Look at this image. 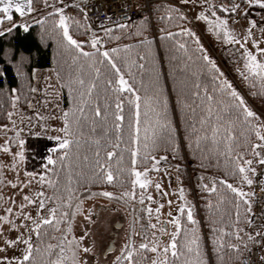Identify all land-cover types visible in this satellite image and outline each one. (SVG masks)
Here are the masks:
<instances>
[{
  "label": "trees",
  "instance_id": "1",
  "mask_svg": "<svg viewBox=\"0 0 264 264\" xmlns=\"http://www.w3.org/2000/svg\"><path fill=\"white\" fill-rule=\"evenodd\" d=\"M43 4L44 0H33L32 6ZM258 14H264V9L252 6L245 10L253 21H259ZM58 21L54 12L30 23L27 32L17 25L0 35V126L8 119L14 93L22 106L28 104L34 71L39 68L51 67L55 71L62 106L69 114L67 139L72 143L68 149L54 151L52 159L56 163L49 164L44 175L45 181L54 184L42 185L54 207L59 205L56 219L61 222L57 225L54 219L52 225L42 224L41 235L34 236L35 264H53L59 258L60 241L70 225L76 202L101 196L104 189H130V170L146 168L153 157L162 155L179 165L185 158L192 167L216 177L215 191L196 185L198 211L192 212L195 223L188 220L185 208L179 213L177 256L170 253L167 264H196L199 260L204 264H238L242 247L237 235L248 222L249 205L227 184L238 187L246 183L236 168L238 156L252 160L251 168L256 166L252 145L257 141L255 129L259 122L256 116L245 119L243 107L231 95L232 89L225 86L218 68L208 57L204 58L195 37L184 28L183 11L170 3H156L151 8V18L143 10V16L129 23L108 26L101 33L103 50L85 44L79 49L68 45L62 29L57 27ZM67 22L70 35L76 39L92 34L78 9ZM84 52L90 55H82ZM103 52H108L109 57H104ZM112 63L120 70L118 74ZM120 73L126 76L132 91L116 90L120 87ZM81 79L84 86L78 83ZM92 83L96 86L89 96L87 88ZM244 83L250 100L264 102V86L257 76L248 75ZM136 96L140 97L138 102ZM117 103L122 110H117ZM136 103L140 105L138 138L132 115ZM97 108L99 117L95 115ZM117 114L124 119L117 120ZM216 128L219 131L213 139ZM97 151L101 162L111 165L112 183L102 179L103 173L96 165ZM108 151L116 153L111 161L106 157ZM133 152L137 154L135 166L131 163ZM239 163L243 166V160ZM98 172L100 176L96 175ZM178 172L185 194L189 195L188 176L182 167ZM252 174L247 173L250 179ZM69 188L73 190L71 207L67 206ZM63 212L68 217L61 218ZM125 252L112 264H129ZM132 253V264H150L147 250Z\"/></svg>",
  "mask_w": 264,
  "mask_h": 264
},
{
  "label": "rangeland",
  "instance_id": "2",
  "mask_svg": "<svg viewBox=\"0 0 264 264\" xmlns=\"http://www.w3.org/2000/svg\"><path fill=\"white\" fill-rule=\"evenodd\" d=\"M74 2L75 0H44L43 6L36 8L38 9L36 14L44 18L55 12L60 17L57 9L62 8L63 15L69 18L77 11ZM173 2L170 4L183 11L186 20L184 28L193 34L206 57L215 64L224 81L232 86V91H236L244 100L246 107L255 113L259 122L258 127L264 135V102L250 100L243 89L244 81L247 80L245 76L250 75L245 68L246 52H252L259 61L264 62V56L259 53V49H264V14L257 15L259 21H255L256 26L252 27L250 22L253 20L245 15V10L249 7L247 0H189L186 4L183 0H173ZM234 4L240 5L235 12L222 10L231 9ZM200 15L205 16L206 19H198ZM83 18L85 19L84 16ZM18 21L20 22L17 23H25L26 19L20 18ZM221 21H226V24H221ZM85 22L92 34L81 39L72 36L73 39L80 45L91 47H93L92 41L98 40L99 43L93 48L103 50L101 33L106 27L94 28L86 19ZM5 25L3 24L0 30L4 29ZM255 45H258V48ZM120 76L127 81L123 73H120ZM127 84L129 86L128 81ZM33 89L26 106H22L18 96L13 94L9 111L11 117L8 115L6 123L0 126V147L6 146L10 149L8 153L0 151V165H3L0 167V216H7L10 221V223L0 221V233H3L0 237V247H5V239L12 240L21 234L23 238L31 234L33 242L35 234L30 233V229L35 225L32 220L23 219V215H31L35 220L41 217L50 218L48 209L54 207L42 188L43 183L40 182V177L45 175L48 168V158H53L54 151L60 149V141L55 138L67 139L65 133L59 131L65 127L66 111L62 106L61 86L53 68L35 69ZM20 141H23V145ZM261 143L264 142L257 138L256 144ZM256 151L260 152L259 157L254 156V161L258 163L264 158V148H258ZM20 152L24 155L22 161L17 155ZM161 157L167 159L160 160ZM156 160L160 161L156 165L159 171L151 170ZM180 167L184 168L188 176L189 195H186L183 189L184 185L178 172ZM145 169H149L148 178L152 181L146 190L139 186L133 187L131 184L128 190H102L112 193L113 198L96 195L76 202L73 208L74 215L70 221L71 230L69 231L68 226L60 241V251L61 248L64 251L60 253L58 259L63 256V264H74L73 253H75V264H112L125 250L127 255L128 251L141 250L140 245L145 243L149 245V249L153 246L157 247V252L144 249L150 255V264L153 260L167 261L171 250L165 254L163 249L172 241V234L177 231L176 226L170 221L173 217L178 218L181 206L187 211L190 208L192 212L194 210L197 213L196 185L200 184L203 189L211 190L216 177L192 167L185 158L183 164L179 165L164 155L153 159L150 166L136 170L143 172ZM26 173L33 175L29 176ZM134 178L132 176V180ZM156 184H160V190L155 187ZM236 188L247 193L252 192V185L247 183ZM180 189L184 190L183 199L180 198ZM38 192H43L44 197H37ZM25 195L37 203L28 204L23 199ZM148 196L152 199L149 200ZM250 197L251 195L248 197L249 204ZM142 198L143 203H141ZM39 199H44L46 202L43 210L38 209ZM21 205L24 207L21 208ZM8 208L12 209L11 213L7 211ZM148 208L153 209L151 215L147 211ZM157 208L160 209L159 213L155 211ZM151 225L156 227L153 228ZM161 227L165 229L164 232L160 231ZM238 235L240 239L237 243L242 247L241 255L252 245L258 242L264 243V228L253 224L250 211L248 222ZM249 236L253 239L250 240ZM68 241L73 243L69 245ZM111 243L114 248L108 251L107 248ZM24 248L25 245L20 243L5 252H0V257L7 256L11 264H16ZM84 248H89L91 251L84 252ZM208 259L211 260L210 254Z\"/></svg>",
  "mask_w": 264,
  "mask_h": 264
},
{
  "label": "snow or ice",
  "instance_id": "3",
  "mask_svg": "<svg viewBox=\"0 0 264 264\" xmlns=\"http://www.w3.org/2000/svg\"><path fill=\"white\" fill-rule=\"evenodd\" d=\"M183 2L186 4V3L189 2V0H183ZM247 2L249 4V7L258 6V7L262 8V9H264V0H247ZM32 3H33V0H0V14H2V16H0V25H3L5 21H10V22L13 21V15H12L13 11L15 13H18L21 17H23L26 14L25 9H27V13H31L34 10L32 8ZM239 8H240L239 4H234L231 9L223 8L222 10L223 11L235 12ZM57 11L60 13V17H59V21H58L57 27L62 29L63 38L67 41L68 45H71V46L79 49L81 47L80 44L77 42V40L73 39L72 35H70V32H69V25L67 23V20L69 18L63 15V9L62 8L57 9ZM213 15H215V13H213ZM198 19L203 20V19H206V17L203 16V15H200L198 17ZM250 23H251L252 27L256 26V22L255 21H251ZM221 24H226V21H221ZM21 26L23 27L25 32L28 31V26L27 25H21ZM14 27H17V25L15 23H13L7 29V31H9V32L12 31V29ZM249 31H250V29H249ZM3 34H4V32L0 31V35H3ZM230 39H231V37H230ZM97 43H99L98 40H93L92 41V46L95 47ZM255 46L258 48V45H255ZM181 47H183V45H181ZM113 51H116V50L113 49ZM259 53H260L261 56H264V49H259ZM82 55L89 56L90 53L84 52V53H82ZM102 55L104 57H109V53L108 52H103ZM246 56H247V62L245 63V68L248 70V72L250 74H253V75L257 76L261 80L262 86H264V62L259 61L257 59V56L252 54V52H246ZM204 58L208 59L206 56ZM109 62L111 63V61H109ZM111 66H112L113 69L116 70V72L118 74L120 70L116 67V64L112 63ZM245 79H248V77L245 76ZM78 83L81 86H84L85 81L81 79V80L78 81ZM108 83H112V81L109 80ZM118 83H119L120 87L116 89L117 91H120V92L132 91V89L130 87H128L127 81L123 78V76L119 77ZM224 83H225L226 87H228V88L232 87L226 81ZM95 86L96 85L94 83L90 84L88 86V88H87V93L86 94L90 96L91 93H92V90H93V88H95ZM33 91H35V89H33ZM81 95L83 96V95H85V93H81ZM231 95L239 101V106L243 107V112L245 114V119L255 117V113L252 112L251 110H249L245 106L244 100L237 94L236 91L233 90L231 92ZM135 99L138 102L140 100V97L136 96ZM139 107H140L139 103H136L135 104L136 111L132 114L133 118H134V123L136 125L135 126L136 138H138V133H139V126H138L139 125V115H140ZM116 108H117V110H122L121 104L117 103L116 104ZM80 110L83 111L82 108ZM64 115H65V118H67V116L69 114L65 113ZM95 115L97 117L101 116V112H100L99 108H97L95 110ZM9 117H11V113H9ZM104 118L106 119V117H104ZM116 119L117 120H123L124 117L122 115L117 114L116 115ZM116 127L119 128V125H116ZM59 131H63L66 136L70 134V128H69V126L67 124V121H66L65 127L63 129H60ZM218 131H219L218 128L213 129V139H215V135H216V133ZM255 136L260 141L264 142V135L261 134V131H260L259 127L255 129ZM55 139L60 141L59 148H61V149H68L70 144L72 143V141H70L68 139H61L60 137H56ZM228 139L231 140L232 137L229 136ZM20 143H21V145H23V141H20ZM95 143L97 145H99L100 142L97 140V141H95ZM258 148H264V143L252 145L253 155L257 156V157L260 156V152L256 151V149H258ZM0 151L8 153L10 151V149L8 147H6V146H3V147H0ZM228 151H229V153L232 152L231 146H229ZM17 155H18V157H19V159L21 161L24 159L23 152L17 153ZM66 155H67V153H65V156ZM95 155L98 158L96 160V165L98 166V168L101 169V171L103 173L102 179L105 182H107V183H112L113 180H114V175H113V172L111 170V165L110 164L105 165L104 163L101 162V160L99 159V156H100L99 151H97L95 153ZM136 155L137 154L135 152L132 153L133 159H132L131 163H132L133 166H135L136 163H137V160L135 159ZM114 156H116V153L113 152V151H108L106 153V157H107L108 161H111ZM61 159H64V157H61ZM85 159H87V157H85ZM119 159L122 161L123 158L120 157ZM152 159H155V158L153 157ZM165 159H167V158L166 157H161L160 158V160H165ZM240 160H243V166L239 163ZM258 162L261 165H264V158L260 159ZM55 163H56V161H54L51 157L48 158V164H55ZM159 163H160V161L156 160L155 163L152 165V169L151 170L159 171V169L156 167V165H158ZM252 163H253L252 160H246V159H243V157H239V156H238L237 162H236L237 170L241 174L243 181H245L248 185H251L253 183L252 179H250L249 176L247 175V173L249 171L255 172V169L250 167L252 165ZM0 167H3V165H0ZM130 171H131V175L135 177L132 180L133 187L139 186L141 189H145L146 190L147 187L152 183L151 179L148 178L149 169H145L143 172H141V171H137L135 169V167H133ZM26 174L29 175V176L33 175L32 173H26ZM96 175L100 176V173L98 172V173H96ZM40 182L41 183L47 182L49 184V186H53V184H54V182H52V181H45V177L44 176L40 177ZM12 186L16 187V185H12ZM155 187L158 190H160V188H161L160 184H156ZM227 187L233 193H235L241 200H243L244 204L249 205L248 211H251L248 197L250 195H254V193L244 192L241 189H238V188L234 187L232 184H227ZM212 190L215 191V188H213ZM72 191L73 190L71 188L68 189L69 196L67 198V202H68L67 206H69V207H71L70 201L72 199V195H71ZM183 192H184V190L180 189V198L181 199L184 198ZM93 195H96V194H93ZM99 195L104 196L106 198H113L112 193H110V192H102V193H99ZM125 195H130V193H125ZM36 196L37 197H44V193L43 192H38V193H36ZM147 198L149 200L152 199L151 196H148ZM23 199L25 201H27L28 204L37 203V201L33 200L32 198H30L27 195H25L23 197ZM49 199H51V198H49ZM57 199H60V198L57 197ZM45 203L46 202H45L44 199H39L38 209L39 210H43L45 208ZM141 203H143V198L141 199ZM169 203H171V201H169ZM23 207H24V205H21V208H23ZM58 207H59V205H58ZM58 207H53V208H49L48 209L50 218L41 217L39 220H35L31 215H23L21 213V215H23V219L32 220L33 224L35 225L34 228L30 229V233H34L37 237H39L41 235V232H40L41 225L42 224L43 225H52L54 219L56 220V224L59 225L61 220L60 219H56ZM161 207H163V205H161ZM7 211L9 213H11L12 209L8 208ZM147 211H148L149 215H151V213L153 212V209L148 208ZM155 211L157 213H159L160 209L157 208V209H155ZM179 211L180 212H184V207L181 206L179 208ZM68 215L69 214L67 212H63L61 214V218L68 217ZM73 215H74V213H73ZM170 215H171V213H170ZM187 218H188L189 221H192L193 223H195V221H193V214H192V210L190 208L187 211ZM0 221H3L4 223H10V221H9L7 216H0ZM249 222H251V221H249ZM170 223H173L176 226L177 232L172 234V241L163 249V252L165 254H167L171 250V255L173 257H176L177 256V251H176L177 245H176L175 240H176V235L179 233L180 221H179V219L177 217H173V219L170 221ZM12 226L15 227L14 225H12ZM151 227L155 228L156 225H151ZM57 230H59V229H57ZM70 230H71V227L69 225V231ZM160 231L164 232L165 229L163 227H161ZM2 235H3V233H0V237H2ZM257 235H260V233H257ZM237 239H240L239 235H237ZM249 239L251 240V239H253V237L249 236ZM20 243L24 244L25 248L23 250L21 258L16 261V264H25V262H29V264H35L34 244L32 242V235L31 234L27 238H23V235L21 234L20 236H17L15 239H12V240L5 239L4 240L5 247H0V252H5V251H7V249L13 248V247H15L16 245H18ZM72 243H73V241H68L69 245H71ZM192 243L195 244L196 240H193ZM48 248L51 249L52 245H48ZM140 248L141 249H149V245L146 244V243L145 244H141ZM149 250L152 251V252H157V247L153 246ZM35 251L38 252L40 250L38 248H36ZM63 251H64V249L61 248V253H63ZM83 251L84 252H90L91 249L84 248ZM189 251H192V249L189 248ZM199 255H200V253H199V251H197V256L199 257ZM63 259H64V257L61 256V258L58 259L57 261L53 262V264H63ZM125 259H127L129 261V264H132L133 253L131 251H128L127 255L125 256ZM73 261H74V264H75V253H73ZM261 261H264V257H261ZM0 264H11V260L7 256L0 257ZM152 264H167V261L166 260L165 261L153 260ZM196 264H204V262L202 260H199L198 262H196Z\"/></svg>",
  "mask_w": 264,
  "mask_h": 264
},
{
  "label": "built area",
  "instance_id": "4",
  "mask_svg": "<svg viewBox=\"0 0 264 264\" xmlns=\"http://www.w3.org/2000/svg\"><path fill=\"white\" fill-rule=\"evenodd\" d=\"M162 2L174 3L173 0H75L74 7L90 26L104 28L129 23L143 16V10L151 18L152 6ZM254 169L250 218L253 224L264 228V165L258 162ZM261 257H264V243L258 242L242 253L238 264H264Z\"/></svg>",
  "mask_w": 264,
  "mask_h": 264
},
{
  "label": "crops",
  "instance_id": "5",
  "mask_svg": "<svg viewBox=\"0 0 264 264\" xmlns=\"http://www.w3.org/2000/svg\"><path fill=\"white\" fill-rule=\"evenodd\" d=\"M32 8L34 9L31 13H27V9H25V11H26V14L23 16V17H21L18 13H15L14 11H13V13H12V15H13V21H5L4 22V24H6L3 28L4 29H2V30H0V31H4V30H6V29H8L13 23H16V25H29L30 23H32V22H34V21H36V20H38V19H41V16L40 17H38L39 16V14H36V12H38V9H36L35 7H33L32 6ZM0 16H2V14H0ZM20 18H24V19H26V21H25V23H23V22H21V23H17V22H20V21H18V19H20ZM3 25H0V28L2 27Z\"/></svg>",
  "mask_w": 264,
  "mask_h": 264
},
{
  "label": "water",
  "instance_id": "6",
  "mask_svg": "<svg viewBox=\"0 0 264 264\" xmlns=\"http://www.w3.org/2000/svg\"><path fill=\"white\" fill-rule=\"evenodd\" d=\"M119 225V224H118ZM114 248V245H113V243H111L109 246H108V248H107V250L109 251V250H112Z\"/></svg>",
  "mask_w": 264,
  "mask_h": 264
}]
</instances>
